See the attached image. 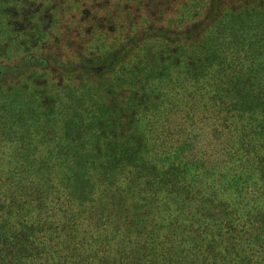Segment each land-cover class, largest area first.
I'll return each instance as SVG.
<instances>
[{
    "label": "trees",
    "instance_id": "1",
    "mask_svg": "<svg viewBox=\"0 0 264 264\" xmlns=\"http://www.w3.org/2000/svg\"><path fill=\"white\" fill-rule=\"evenodd\" d=\"M0 264H264V0H0Z\"/></svg>",
    "mask_w": 264,
    "mask_h": 264
},
{
    "label": "rangeland",
    "instance_id": "2",
    "mask_svg": "<svg viewBox=\"0 0 264 264\" xmlns=\"http://www.w3.org/2000/svg\"><path fill=\"white\" fill-rule=\"evenodd\" d=\"M224 80H226V78H221L219 84L221 85L222 81ZM193 94L196 97L192 96L187 100L186 98L188 95L180 94L176 97V102L179 101L180 104L183 105L185 103L187 104L190 100H198L196 109H167L164 111V116H162L161 120H157L156 118L153 119L154 121L151 123V125L154 136H156V134H158L157 132L159 131H162L163 135L162 138L160 137L157 140L154 139L157 147H159L157 150L158 153H160L161 150L165 151L166 153H170L173 151L171 149V145H185L188 147L185 150L186 154L183 156L180 154L179 159L182 160V157H185L184 162H188L190 160L194 161L193 157L200 156L195 154L194 148L191 150L192 145H189L188 143H192L195 139L198 145V150L200 149V151H203L207 149L208 144L211 141H214L221 136L220 133L216 134L215 132L223 131V123L218 121V118L214 116V109H203L202 105L206 104L208 99L202 98L201 102L199 95L196 93ZM160 122L161 125L158 127V123ZM210 165V163H207L205 165L207 169L201 170L203 171V175L208 177L209 180L212 176H218L223 173V171H220L216 174V172L211 169Z\"/></svg>",
    "mask_w": 264,
    "mask_h": 264
}]
</instances>
